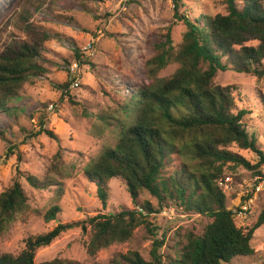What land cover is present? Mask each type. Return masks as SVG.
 <instances>
[{
  "label": "trees",
  "instance_id": "16d2710c",
  "mask_svg": "<svg viewBox=\"0 0 264 264\" xmlns=\"http://www.w3.org/2000/svg\"><path fill=\"white\" fill-rule=\"evenodd\" d=\"M81 1L84 5L98 0ZM172 1L173 19L185 27L180 43L174 46L168 29L155 42L153 55L145 63L150 83L123 84L126 102L119 113L123 118L111 116L108 119L116 123L113 124L98 116L103 126L115 125L118 137L113 147L105 148L83 171V178L94 185L103 208L111 179L125 184L133 208L99 213L83 222H59L46 234L28 237L17 255L0 254V264H36L37 249L75 227L83 232L90 229L84 248L93 257L113 244L129 241L137 227L147 224L148 215L170 207L210 222L199 233L187 232L173 259L162 256L158 251L163 242L154 240L148 259L129 251L116 255L109 264H228L237 257L254 254L251 241L264 223V205L259 207L250 228H238L232 213L226 210L228 199L219 189L218 180L260 174L264 154L247 130L250 111L236 109L237 88L216 85L214 78L218 72L232 71L264 80V0H222L225 14H200L194 18L180 13L181 0ZM27 21L23 17L21 23ZM35 27L25 24L30 34ZM35 36L41 39L11 41L0 52V111L8 112L19 89L45 72L40 64V48L48 33L37 32ZM74 56L79 67L89 64L77 50ZM172 64L176 69L171 76L157 77ZM90 66H94L92 62ZM69 85L65 82L57 86L62 96ZM260 103L264 110V99ZM41 132L54 137L47 130ZM232 146L253 153L257 162L250 164L231 151ZM239 169L247 173L240 174ZM26 181L37 189L54 183L33 176H27ZM142 192L157 201L156 209L149 202L140 203ZM28 210V197L15 181L0 194V235ZM59 213V207L54 206L45 213L44 220L53 221ZM148 231L154 235L153 230ZM40 264L78 263L56 258Z\"/></svg>",
  "mask_w": 264,
  "mask_h": 264
},
{
  "label": "rangeland",
  "instance_id": "374dc122",
  "mask_svg": "<svg viewBox=\"0 0 264 264\" xmlns=\"http://www.w3.org/2000/svg\"><path fill=\"white\" fill-rule=\"evenodd\" d=\"M179 5L180 13L188 18L225 14L222 0H181ZM23 17L28 21L21 23ZM30 23L36 26L31 34L25 29V24ZM168 29L176 46L185 27L173 19V8L165 0H98L86 1L84 5L81 0H0V52L11 41L40 40V36H35L37 32L48 33L40 48L44 74L19 89L8 112L0 111V194L18 181L29 205V210L0 235V254L17 255L28 237L46 234L59 222H83L99 213L133 208L125 184L119 179L108 181V200L103 208L94 185L83 178V171L105 148L113 147L118 137L115 125L103 126L98 116L113 124L116 123L108 119L111 116L123 118L119 114L126 102L123 84L150 83L145 76V63L153 55L155 42ZM91 42L95 51L88 54L84 49ZM75 50L89 64L77 65L78 87L62 96L57 86L71 83ZM175 69L176 65H168L157 77L167 78ZM214 84L237 88L236 109L250 111L247 130L264 154V110L260 103L264 99V80L226 71L216 74ZM230 150L250 164L258 160L251 152L234 146ZM239 173L247 172L239 169ZM27 176L54 183L33 188L27 183ZM139 201L157 208V201L146 192L141 193ZM258 201L249 216L235 219L238 228L245 231L254 224L264 196ZM54 206L59 207L60 213L55 220L45 221V213ZM146 222L133 231L129 241L113 244L93 257L84 248L90 229L83 232L79 227L72 228L37 249L34 262L58 258L78 264H109L116 255L129 251L148 259L154 240L163 242L158 252L173 259L185 242V234L199 233L210 220L170 207L148 215ZM251 245L253 255L237 257L228 264H264V223L254 232Z\"/></svg>",
  "mask_w": 264,
  "mask_h": 264
},
{
  "label": "built area",
  "instance_id": "2783aa9c",
  "mask_svg": "<svg viewBox=\"0 0 264 264\" xmlns=\"http://www.w3.org/2000/svg\"><path fill=\"white\" fill-rule=\"evenodd\" d=\"M165 1L173 8L172 0ZM84 50L88 54L93 53L95 51L94 43H89ZM77 69L76 63L70 68L73 79L68 89L63 91L65 94L78 87ZM218 187L228 199L226 210L230 211L235 219L249 216L256 208L259 197L264 196V166L261 167L260 174L243 176L240 180H235L231 176L220 178Z\"/></svg>",
  "mask_w": 264,
  "mask_h": 264
}]
</instances>
